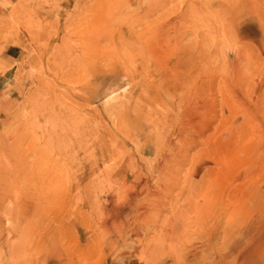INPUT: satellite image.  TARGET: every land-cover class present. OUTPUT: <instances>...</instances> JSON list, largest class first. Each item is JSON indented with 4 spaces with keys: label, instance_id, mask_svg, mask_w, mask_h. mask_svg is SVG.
Segmentation results:
<instances>
[{
    "label": "rangeland",
    "instance_id": "rangeland-1",
    "mask_svg": "<svg viewBox=\"0 0 264 264\" xmlns=\"http://www.w3.org/2000/svg\"><path fill=\"white\" fill-rule=\"evenodd\" d=\"M166 165L264 236V0H0V264L43 254L10 226L76 219L59 179Z\"/></svg>",
    "mask_w": 264,
    "mask_h": 264
},
{
    "label": "bare ground",
    "instance_id": "bare-ground-1",
    "mask_svg": "<svg viewBox=\"0 0 264 264\" xmlns=\"http://www.w3.org/2000/svg\"><path fill=\"white\" fill-rule=\"evenodd\" d=\"M182 164H187L186 157L179 159L178 165ZM167 165L160 174L154 173L157 166L145 174L100 170L103 175L88 171L59 179L57 199L78 196L76 219L56 225L10 226L11 235H7L12 238L5 241L8 251L15 253L14 248L24 243L25 254L33 245L42 248V255L24 258L20 254L24 260L19 264H264V236L254 237L245 246L246 237L239 236V228L230 221L241 213L238 206L226 210V221H217L214 180L206 174L179 176ZM102 195H107L106 202H101Z\"/></svg>",
    "mask_w": 264,
    "mask_h": 264
}]
</instances>
